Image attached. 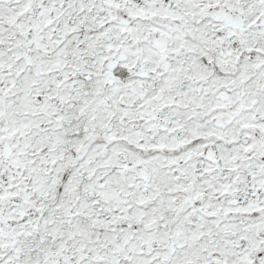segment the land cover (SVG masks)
I'll return each instance as SVG.
<instances>
[{"label":"snow or ice","instance_id":"6c2138e0","mask_svg":"<svg viewBox=\"0 0 264 264\" xmlns=\"http://www.w3.org/2000/svg\"><path fill=\"white\" fill-rule=\"evenodd\" d=\"M0 264H264V0H0Z\"/></svg>","mask_w":264,"mask_h":264}]
</instances>
